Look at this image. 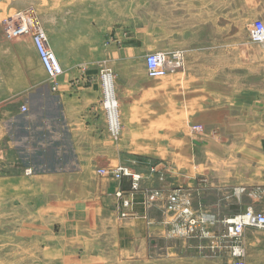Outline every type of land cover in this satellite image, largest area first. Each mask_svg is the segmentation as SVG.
<instances>
[{
  "label": "rangeland",
  "instance_id": "obj_1",
  "mask_svg": "<svg viewBox=\"0 0 264 264\" xmlns=\"http://www.w3.org/2000/svg\"><path fill=\"white\" fill-rule=\"evenodd\" d=\"M113 1L127 15L107 44L147 46L146 74V58L159 51L181 52L184 66L147 76L134 96L116 90L121 127L113 139L127 151L113 166L73 168L72 154L59 153L42 129L43 105L27 103L24 114L38 119H19L16 146L0 139V264H245V231L264 230L234 235L232 223L264 214V198L229 217L192 192L212 196L216 187L222 196L225 181L233 191L254 175L244 162L254 156L264 183V45L251 35L264 28V0ZM46 4L0 0V65L7 91L16 81L23 93L20 111L36 76L32 42L7 39L2 21L30 6L40 21ZM98 66L115 80L110 64Z\"/></svg>",
  "mask_w": 264,
  "mask_h": 264
},
{
  "label": "crops",
  "instance_id": "obj_2",
  "mask_svg": "<svg viewBox=\"0 0 264 264\" xmlns=\"http://www.w3.org/2000/svg\"><path fill=\"white\" fill-rule=\"evenodd\" d=\"M40 9H43L40 22L47 34L49 48L58 57L64 74L54 89L37 53L30 48L36 76L35 81L30 83L31 91L27 93L23 105L28 107V111L30 102L43 105L41 110H45L46 117L41 119L42 129L47 139L58 145L59 153L72 154L73 168L113 166L119 162L120 154L126 152L127 147L115 142L111 135L109 116L104 107L102 68L98 65L105 63L112 66L115 94L119 90L122 96L128 93L134 96L150 83L144 67L147 46L138 44V40L125 41L120 48L107 44L113 26L120 23L121 17L125 20L127 15V7L113 0H47L45 8ZM0 74V139L8 135L13 140L11 145L16 146L18 143L13 137L19 119L32 122L38 119L39 114L29 112L25 115L20 108H14L24 101L23 93L16 81L7 91V69L2 65ZM115 96L117 98V94ZM7 98L12 100L10 105L4 104ZM109 115L112 122L110 112ZM29 127L28 131L31 130ZM244 162L245 166L249 163V168L255 169L254 175L244 179L243 184H237L239 186L233 191L231 185L227 189L225 181L222 196H217L216 187L212 188V196L211 193L200 196L197 188L195 194L192 192V198L196 202L206 198L216 205L221 203L223 215L229 217L250 206L257 207L259 200L264 198L263 166L256 156L248 161L245 158ZM243 247L246 251L245 264H264V232L247 229Z\"/></svg>",
  "mask_w": 264,
  "mask_h": 264
},
{
  "label": "bare ground",
  "instance_id": "obj_3",
  "mask_svg": "<svg viewBox=\"0 0 264 264\" xmlns=\"http://www.w3.org/2000/svg\"><path fill=\"white\" fill-rule=\"evenodd\" d=\"M28 9H29V11H31L33 13H36L34 7L30 6V7H28ZM28 9H26V11H22L21 15H23L24 17L27 16V15L29 16V14L27 12ZM18 12L19 11H17L13 16H8L7 18H5L2 21V28H3L6 36H7V37L6 36L5 37L7 39H9V40H15V39L22 38V37H30L31 42H32V48L37 53L38 58L40 60V63H41V65H42V67H43V69H44V71H45V73H46V75L48 77V80L53 85V88L55 89L56 86H57V83H58L59 79L64 74V70H63V67H62V73L61 74H59V75H53V74H51V73H49L47 71V69L45 68V66L43 65V63L41 61V58H40V56H39V54L37 52L36 44H35V38L37 36H39V35H43L44 36L47 49L56 56V54L49 48L47 34L45 32V29H44L42 23L40 21H38L39 28H36L34 30L26 31L25 33L21 34V36H19V37L12 36L9 33V29H11V27L13 25L6 26V28H5V22L7 20H9L10 18H13ZM29 21H32V20H29ZM5 29H7V30H5ZM23 29L24 28H22L21 31ZM261 29L264 30L263 27H261ZM6 31H7V33L10 34L9 37H8ZM17 32H20V31H17ZM253 33H254V36H257V37L263 36L262 35V32L260 30H258L257 28H253ZM260 43L264 45L263 42H260ZM158 53H162V54L166 55V57H167L165 59V61H161V63L159 64L160 68H163V70L166 73L164 76H167L170 73H174V72H176L177 70L181 69L184 66V58H183V55H182L181 52H164V51H159ZM57 59H58V57H57ZM107 73H111V72H109V71L107 72L106 70H102L101 71L102 84H103V90H104V107H105L106 112H107V114L109 116L110 132H111L112 136L117 137L119 135V130H120V127H121V123H120V112H119V104L120 103L117 100V98L115 96L116 94H115L114 89L112 87L113 78H112L111 74H107ZM147 76L150 79L152 78V77H150V73H149L148 70H147ZM104 78H105V81H104ZM152 79H157V78H152ZM106 92H107V104H106ZM24 108L26 110H23ZM21 111L23 113H27L28 112V107L26 105L22 106L21 107ZM109 112L111 113V116H112V122H111V119H110ZM120 168H122L123 171H125L128 175L132 176L135 180L138 179V178H136L137 175L134 174V173H132L129 168L119 167L118 169H120ZM189 212H190V208L187 207V206H184V209L182 210L181 213L184 214V215H187ZM206 219H204V221ZM235 221H236L237 226H243V225H245L249 221V219H248L247 216H244L243 215V216H239ZM240 251H243V250L240 249Z\"/></svg>",
  "mask_w": 264,
  "mask_h": 264
},
{
  "label": "built area",
  "instance_id": "obj_4",
  "mask_svg": "<svg viewBox=\"0 0 264 264\" xmlns=\"http://www.w3.org/2000/svg\"><path fill=\"white\" fill-rule=\"evenodd\" d=\"M27 12L29 16L27 15L24 17L23 15H21L22 13V10H21L13 18H10L9 20L5 22V28L6 26L13 25L11 29H9V33L12 36L19 37L21 36V34L25 33L26 31L39 28L38 21L32 16V14H30L29 10ZM29 20H32V21H29ZM22 28L24 29L21 31ZM254 28H257L258 30H260L263 36H259V37L254 36L253 29L251 30V35L256 41L264 43V30L261 29V26H258V27L256 26ZM17 31H20V32H17ZM9 33H7L8 37L10 36ZM35 44H36L37 52L41 58L43 65L47 69V71L53 75L61 74L62 65L60 64L57 57L47 49L44 36L43 35L37 36L35 38ZM166 58H167L166 55L162 53H158V52H155L146 58V67L150 73V77L160 78L166 74L163 68H160L159 66L161 61H165ZM244 216H247L249 219V221L245 225L237 226L236 221H235L237 218L232 223L234 226L231 228V232H233L234 235H241L244 229L248 226H254L257 229L264 230V214H254L253 211H250Z\"/></svg>",
  "mask_w": 264,
  "mask_h": 264
}]
</instances>
